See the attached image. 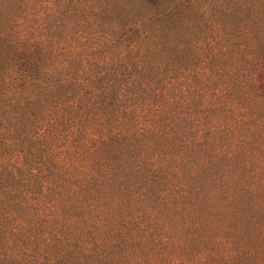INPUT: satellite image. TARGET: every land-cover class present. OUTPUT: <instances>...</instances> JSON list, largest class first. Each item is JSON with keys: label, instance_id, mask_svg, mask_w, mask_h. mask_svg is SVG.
Here are the masks:
<instances>
[{"label": "trees", "instance_id": "trees-1", "mask_svg": "<svg viewBox=\"0 0 264 264\" xmlns=\"http://www.w3.org/2000/svg\"><path fill=\"white\" fill-rule=\"evenodd\" d=\"M169 3L19 0L11 6L9 15L23 14V29H6L0 39V264H264V233L228 242L231 248L213 253L211 263L146 257L171 240L143 242L144 227L136 223H148L141 218L160 208L201 205L191 179L198 165L211 169L219 152L237 164L225 179L233 187L229 198L245 189L238 130L264 99L250 68L262 56L255 55L258 42L264 51V0H246L238 59L247 66L237 67V57L229 61L240 78L212 88L216 49L198 65L185 62L200 60L212 45L199 40L193 23L200 3ZM198 86L202 103L180 113L176 94ZM226 184L213 179L211 186L222 194ZM78 203L58 214L62 204ZM81 221L101 224L82 239L74 231ZM108 223L118 224L104 231Z\"/></svg>", "mask_w": 264, "mask_h": 264}, {"label": "rangeland", "instance_id": "rangeland-1", "mask_svg": "<svg viewBox=\"0 0 264 264\" xmlns=\"http://www.w3.org/2000/svg\"><path fill=\"white\" fill-rule=\"evenodd\" d=\"M18 1L0 0V39L3 38L2 34L5 35L6 29L12 28L15 31L23 29V14L19 12V14L15 13V16L9 15L11 6ZM164 1L171 4V1L179 0ZM197 2L200 3V10L198 9L196 16H194L192 11L194 26L195 28L198 26V29H196L197 35L199 40L204 41L205 44L210 40L212 45L204 48L200 60H195V62L199 60L198 63L185 62L198 65L204 60L205 56L211 53L210 49L214 48L216 49L214 52L217 55L213 59L212 64H215L219 69L212 70V74L216 80L212 79L209 83L210 88L215 87V85L218 87L220 83L224 82L231 84L232 81L234 82L240 78V74L236 73V68L231 67L229 61L232 57H237L238 59V54L244 51V42L241 34L242 25L247 21L248 17L244 11L246 0L245 2L244 0H197ZM7 15L10 16V27L5 23V16ZM236 27L238 28L235 29ZM191 33L192 29L180 34L190 35ZM215 37H218V39ZM233 43L239 45V50L232 51ZM222 46L229 48V50H224ZM256 46L257 50H254L255 55L262 54V56L260 60L257 59L256 64L252 63L250 68L252 66L253 71L257 74L259 81H261V88L264 91V51L262 52L261 50V42H258ZM247 51H250L248 47L245 55ZM242 61L243 59H238L236 63L237 67L240 66L241 69H243L241 65L243 67L247 66ZM198 90L199 86L186 94H176L179 96L177 107L180 113H183L186 110V106L190 103H202V94ZM233 97L234 94H232L231 99ZM244 99L247 98L239 97L238 101L243 103ZM247 101L244 104L250 107V103ZM245 121L246 128L240 127V130H238L239 135L243 138V144L239 148L241 158L237 160V163H240L243 159L247 160L244 168L240 169L238 173L244 180L245 189L238 192L233 191L232 193L236 195L229 198L228 193H231L233 187L230 183L226 184L225 179H228V176L231 174L229 171L238 170L237 164L233 163L234 161H230L229 164L227 159L222 157L217 151L218 156L215 159V165L207 170L199 169L200 165H198L196 168L198 170L195 173L196 176L191 177V179L196 178L194 180L195 186H197L198 191L203 197L201 205L192 206L193 202H188L177 206V209H172V206L166 210L160 208L155 214L153 213V217L146 214L141 218L142 221L148 223H136L137 227H144L139 233L142 235L143 242H145L146 236H152L150 239L157 237L159 239L171 240L168 246H159L145 252L146 257L157 253L158 257L164 260L174 254L189 261L194 258H201L203 260L206 258L211 263L216 258V255L213 253H221L223 250H227V247H229L226 246L228 242L239 240L240 238H254L259 233H264V165H262L264 164V151L262 149L259 150L264 144V99L259 101L258 108L253 109L252 116L247 117ZM181 127L187 129V123L181 121ZM210 140H212L211 137ZM250 152H252L255 158L249 157L248 154ZM213 179L224 180L226 185H223L224 190L222 194L221 191L217 193L216 189L211 186ZM252 183L254 185L250 187L249 185ZM80 204H74L72 208H68L62 204L58 208V214H67L68 211L78 207ZM127 209L129 212L135 213L137 206L131 205ZM192 210L195 212L191 213ZM124 213L123 211L122 214ZM99 224L101 223H83L81 221L76 223L78 228L73 229L83 239L86 238L84 234L88 229L92 230L94 226L97 227ZM114 224L118 223H108V225L103 227V230L107 231V228ZM56 225L58 223L53 224V226ZM80 228L83 229L80 230ZM260 237L264 238V235L260 234ZM229 248H231V245ZM250 264H263V262H258L257 259H254L250 261Z\"/></svg>", "mask_w": 264, "mask_h": 264}]
</instances>
